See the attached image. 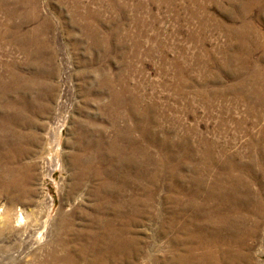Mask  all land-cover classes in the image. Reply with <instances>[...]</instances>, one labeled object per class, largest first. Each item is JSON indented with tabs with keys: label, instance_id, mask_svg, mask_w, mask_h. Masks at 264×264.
Returning a JSON list of instances; mask_svg holds the SVG:
<instances>
[{
	"label": "rangeland",
	"instance_id": "rangeland-1",
	"mask_svg": "<svg viewBox=\"0 0 264 264\" xmlns=\"http://www.w3.org/2000/svg\"><path fill=\"white\" fill-rule=\"evenodd\" d=\"M260 186L264 0H0V264H264Z\"/></svg>",
	"mask_w": 264,
	"mask_h": 264
},
{
	"label": "bare ground",
	"instance_id": "bare-ground-1",
	"mask_svg": "<svg viewBox=\"0 0 264 264\" xmlns=\"http://www.w3.org/2000/svg\"><path fill=\"white\" fill-rule=\"evenodd\" d=\"M8 16V15H7ZM4 28V27H3ZM36 31V30H35ZM69 62V61H68ZM68 62L66 61V67H65V74L67 75V69H68V67H69V64H68ZM64 74V75H65ZM65 75V76H66ZM68 79V78H67ZM68 84V83H67ZM66 84V85H67ZM73 89H72V85L69 83V85L66 87V89H65V93H64V96H63V98H62V100H61V103H60V107H59V112H58V115H57V118H56V120H55V122H54V128H53V131H51L52 132V137H53V141L54 142H57L58 143V141H59V137H58V133H59V131H60V129L62 128V126H63V124L65 123V120H66V118H67V115H68V111H69V109H70V107H71V104H72V100H73ZM23 149H24V147H23ZM183 159V158H182ZM110 163V162H109ZM136 163V162H135ZM219 163V162H218ZM60 165V160L58 159V158H55L54 159V161H53V164H52V166H55V165ZM135 166V165H134ZM114 168V167H113ZM196 176V175H195ZM6 177V176H5ZM229 181V180H228ZM252 181V180H251ZM227 182V181H226ZM235 183V182H234ZM232 185V184H231ZM236 185V184H235ZM15 186V185H14ZM95 187V186H94ZM261 187V186H260ZM98 188V187H97ZM232 188H233V190H236L233 186H231L230 188H229V191H228V193L230 192H232ZM240 188V187H239ZM246 188V187H245ZM244 188V189H245ZM9 189V188H8ZM10 189H11V187H10ZM261 189H262V187H261ZM260 189V190H261ZM228 190V189H227ZM246 190V189H245ZM263 192L261 191L260 192V206H261V204L263 205V201L264 200H262V196H261V193L262 194H264V186H263ZM241 191V190H240ZM243 192V191H242ZM234 193V192H233ZM236 193V192H235ZM222 195V194H221ZM190 196V195H189ZM219 198V197H218ZM238 198V197H237ZM220 199H221V197H220ZM218 201V200H217ZM216 201V202H217ZM220 201V200H219ZM195 202V201H194ZM238 204V203H237ZM219 209H220V207H218ZM261 209V208H260ZM218 210V209H217ZM216 211V210H215ZM262 211V210H261ZM120 212V211H119ZM263 212V211H262ZM261 212V213H262ZM203 214H204V212H203ZM206 214V213H205ZM217 214V213H216ZM199 215H201L200 213H199ZM198 215V216H199ZM210 216V215H209ZM209 216H208V218H209ZM261 216H262V214H261ZM5 217V215L4 216H0V221H1V225H3V226H6L7 224H8V219H5L4 218ZM132 217V216H131ZM205 217V216H204ZM216 217V216H215ZM187 218V217H186ZM218 218H219V216H218ZM25 219H26V217H25V214L22 212V211H19L18 212V214H17V216H16V223H15V225L16 226H20V225H22L23 223H24V221H25ZM202 219V218H201ZM220 219V218H219ZM227 219V218H226ZM215 220V219H214ZM174 222V221H173ZM201 222V221H200ZM217 223V222H216ZM205 224V223H204ZM220 224V223H219ZM206 225V224H205ZM223 225V224H222ZM211 226V225H210ZM210 226H208V227H210ZM219 226V225H218ZM244 226V225H243ZM212 227V226H211ZM220 227H222V226H220ZM204 229V228H203ZM206 229V228H205ZM209 229V228H208ZM220 229V228H219ZM38 230H39V228H34V229H32L31 231H29L28 233H24L25 235H23V236H20V237H18V239L20 238L26 245L29 243V241L31 240V238L35 235V233H38ZM102 230V229H101ZM213 230V229H212ZM214 230H215V228H214ZM216 230H218V229H216ZM240 230V229H239ZM241 231V230H240ZM47 233H48V231H46V232H39V234L41 235V238H45L46 237V235H47ZM73 233V232H72ZM39 235V236H40ZM202 235V234H201ZM218 236V235H217ZM220 237V236H219ZM221 238V237H220ZM85 239V238H84ZM218 241V240H217ZM1 242V241H0ZM7 242V241H6ZM125 243V242H124ZM214 244V243H213ZM222 244H225V243H222ZM236 244V243H235ZM29 245V244H28ZM222 246V245H221ZM242 246V245H241ZM28 247V246H27ZM216 248V247H215ZM25 249V248H24ZM218 249V248H217ZM223 249V248H222ZM176 250V249H175ZM19 252V251H18ZM214 253V252H213ZM217 253V252H216ZM17 254H19V253H17ZM188 254V253H187ZM186 254V255H187ZM89 255V254H88ZM176 256L175 257H173L172 259L174 260V258H176V262H177V264H179L178 262H180V254H175ZM209 255V254H208ZM8 256V255H7ZM10 256V255H9ZM14 256H15V254H14ZM218 256V255H217ZM17 257V256H16ZM210 257V256H209ZM212 257V256H211ZM215 257V256H214ZM8 258V257H7ZM182 258V257H181ZM214 259V258H213ZM186 262V261H185ZM213 262V261H212ZM184 263V262H183ZM204 263V262H203ZM168 264H173V262L170 260V262L168 263ZM186 264V263H185ZM190 264V263H189ZM214 264V263H213Z\"/></svg>",
	"mask_w": 264,
	"mask_h": 264
}]
</instances>
